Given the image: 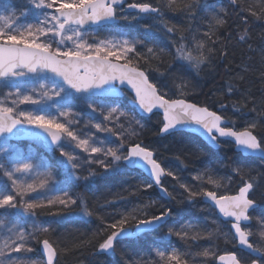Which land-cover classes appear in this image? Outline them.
I'll return each mask as SVG.
<instances>
[{
    "label": "snow or ice",
    "instance_id": "snow-or-ice-1",
    "mask_svg": "<svg viewBox=\"0 0 264 264\" xmlns=\"http://www.w3.org/2000/svg\"><path fill=\"white\" fill-rule=\"evenodd\" d=\"M25 3L21 9L13 0H0V264H60L61 255L91 246L93 255L115 256L121 242L139 240L165 226L160 244L153 247L155 259L137 257L125 264H206L216 256L215 242L221 239L236 251L218 255L219 264H264V217H254L250 211L260 206L253 197L264 188V174L252 175L250 168L239 163L231 167V175L221 176L205 165L192 176L198 187L192 186L163 166L158 149L145 145L141 138L144 124L118 103L119 97L127 95L133 111L162 116L158 136L187 131L206 138L214 150L231 145L244 158L264 161V96L257 102L242 88V73L226 82L218 108L187 99L195 91V77L211 69L217 59L227 61V44L219 35L227 24V13L214 10L207 30L200 35L194 23L201 14L209 15L201 0H180L179 4L177 0ZM230 4L245 24L249 16L264 20V0H230ZM177 10L189 22L190 37L165 19L166 11ZM145 19L158 25L142 23ZM122 21L130 28L142 27L144 38H129L121 29ZM102 30L110 38L91 43L86 39ZM157 30L165 34L169 47L151 42ZM238 36V43L248 49L242 71H256L264 83V36L256 46L249 43V29ZM225 67L230 71L227 63ZM152 72L162 79H151ZM77 105L88 109L89 119L83 121L88 132L73 127L81 123L79 113L72 110ZM248 113H255L256 118L249 119ZM237 114L244 121L239 128ZM24 137L45 151H59L63 159L52 164L34 152L26 153L13 143ZM175 159L187 167L179 156ZM58 171L63 181L56 180ZM134 172L147 177L138 188L126 190L127 195L115 193L98 207L89 205L87 193L98 179ZM233 175L243 182L238 192L221 191ZM164 177H171L183 189L182 199L177 200L175 185L169 191ZM73 185L83 187L84 193L70 195L68 189ZM154 186L170 202L192 207L203 203L206 207L200 211L208 214L169 226L171 207L152 213L155 200L131 199ZM74 216L98 220L101 227L87 239L71 232L53 236L56 229L41 219L50 217L62 225ZM173 237L186 247L176 248ZM199 241L209 245L193 251V243ZM36 243L41 245L43 258L33 255Z\"/></svg>",
    "mask_w": 264,
    "mask_h": 264
},
{
    "label": "trees",
    "instance_id": "trees-1",
    "mask_svg": "<svg viewBox=\"0 0 264 264\" xmlns=\"http://www.w3.org/2000/svg\"><path fill=\"white\" fill-rule=\"evenodd\" d=\"M129 2H131V0H129ZM142 2L156 4L157 0H142ZM201 2L203 5L207 6L205 11L209 15L205 17L201 14L197 17V20L194 23V27L199 28L200 35L207 30L208 21L211 19V14H214V10L215 12H220L221 15H223L224 12L227 13L225 17L227 19V24L224 28L219 30V35L223 38V42L227 44L229 56L226 62L217 59L211 69L202 72L200 76L195 77L192 80V84L195 86V91L192 95L188 96L187 99L200 105L207 104L211 107L218 108L219 104L217 101L222 99L221 93L226 89V82L232 80L237 73H242L245 77L241 84L242 88L246 89L247 92L259 102L261 97L264 96V83L260 81L259 74L256 71H242L245 64L248 62V49L246 46L242 47L238 43V33L245 28L249 29L252 37L249 43L256 46L260 43L259 38L264 35V20L256 21L253 17L249 16L248 23L245 24L233 9L230 0H201ZM177 3L179 4L180 0H177ZM165 19L170 25H179L183 30L184 35L190 37V33L187 31L189 22L178 10L176 12L166 11ZM120 23L121 29L128 33L130 37L139 39L144 38V29L142 27L137 26L130 28L125 22L122 21ZM142 23L158 25V22L152 21L151 19H145ZM151 42L159 47H169L168 39L165 34L159 30L153 34ZM225 63L229 66L230 71H226ZM237 65H240V67H237ZM153 66H155V62ZM150 78L162 79L154 72L150 73ZM174 90L175 89H173V91ZM213 93H215V95H213ZM235 98L236 97H233V99ZM129 101V97L125 95L122 100L118 101V103H121L127 111L137 115L136 112L132 110L133 108L129 106ZM225 102L229 103L227 99H225ZM229 115H231V112H229ZM235 118L237 120V127H242L244 121L239 118V114H237ZM248 118L255 119L256 114L248 113ZM140 120L144 124V130L141 137L144 144L158 149V156L162 161L163 166L169 167L173 171L178 172L180 179L192 186L198 187V182L193 180L192 176L198 169H203L205 165H211L214 167L221 176L226 174L231 175V167L234 164L239 163H243L247 168H250L252 170V175L264 174L263 161L243 158L235 153L234 148L231 145L225 146L221 148L220 151L216 152L208 148L198 138L190 135L175 134L166 138H160L156 133L160 126L159 121L162 120L161 117L153 116L150 119L140 118ZM24 145L35 146L34 143H18L19 147H24ZM37 146L34 148H37L40 156H43L52 164H54V160L59 159L58 151L52 153L45 151L44 147L40 144ZM176 156H179L187 167L181 166L179 161L175 159ZM63 180L64 177L61 181ZM145 181L146 177L138 172L131 174L122 173L108 179H98L97 183L93 185L92 190L87 193L89 205L92 207H98V205L103 203L106 198H111L113 194L118 192H123L127 195L126 190H135ZM164 183L169 191H173V186L175 185L174 194L177 196V200L182 199L180 194L183 193V189L179 188L176 181L172 180L171 177H166ZM242 183L243 182L239 176L233 175L231 183L228 184L227 188L222 189L221 191L227 192L228 194H235L238 192L239 187L242 186ZM84 191L83 187H76L77 195L84 193ZM184 195H186V193H184ZM253 198L257 200L260 206L258 210L252 213V215L254 217H264V188L256 191ZM131 199L137 202H145L149 199L155 200L156 205L150 210L152 213H158L162 207H169V203L165 202L160 197L155 187L148 189L147 191H139L136 195L132 196ZM205 207L206 206L199 201L198 206L196 207L179 203L178 214L175 215L173 212V217L168 224L170 226L172 224H177L178 221L183 222L202 219L208 214L207 212L200 211L201 208ZM105 216L106 218H109L106 213ZM41 219L53 229H56L53 236L71 232L76 237L87 239L91 237L93 232L101 227L98 220L93 219L89 222L81 220L79 217L75 216L70 222L62 225H57L50 217H41ZM251 224L253 230H255L256 221H251ZM166 231L167 226L161 228L156 233L145 235L139 240L121 242L117 248L115 256L93 255V252L95 251L94 246L85 247L82 252L75 251L61 255L59 258L60 264H125L126 260H134L137 257L155 259L153 253L154 244H160V237L163 236ZM172 239L176 248L183 250L186 247L182 241L175 237ZM252 239H256V237H253ZM95 243L96 241L93 242V245H95ZM215 243L216 256L207 259L206 264H215L218 255L226 254L229 251H236V249L232 247V244L225 243L222 239ZM208 245L209 242L207 241L193 243V251L202 250L203 247ZM34 247L36 248V252L34 253L35 256L43 258L40 249L41 245L36 243L34 244ZM163 247H167V245H164ZM198 259L203 260L204 258L199 257Z\"/></svg>",
    "mask_w": 264,
    "mask_h": 264
},
{
    "label": "rangeland",
    "instance_id": "rangeland-1",
    "mask_svg": "<svg viewBox=\"0 0 264 264\" xmlns=\"http://www.w3.org/2000/svg\"><path fill=\"white\" fill-rule=\"evenodd\" d=\"M13 2H14V3H17L21 9L27 6L26 3H25V0H13ZM263 34H264V32H263ZM262 36H264V35H262ZM103 38H110V37H109V34H108L107 31H103V30H102V31H99L98 33H96L94 36H93V35H89V36L86 37V39H87L90 43H91V42H94L95 40H99V39H103ZM129 38H132V37L129 36ZM45 83H46V81H45ZM2 95H3V94L0 93V97H2ZM119 105H120L121 107L124 108V106L121 105V103H119ZM23 107H31V106H23ZM124 109H125V108H124ZM72 110H73L74 112H78V113H79V119L81 120V123L76 124V125H73V127H74V128H78V129H82L84 132H88L89 129L84 128V125H83V121H86V120L89 119V116L86 114V113L88 112V109L86 108V106H84V105H77V106L73 107ZM125 110H126V109H125ZM52 111H55V109H52ZM126 111H127V110H126ZM130 113H131V112H130ZM131 115L135 116L136 119H140L137 115H135V114H133V113H131ZM98 119H99V117H98ZM141 123H142V122H141ZM143 130H144V129H143ZM91 131L94 132L95 130H94V129H91ZM97 135H103V134H99V133H98ZM17 144H18V143H17ZM37 145H39V144H35V146H37ZM35 146L24 145V147L20 146V148H21L23 151H25L26 153L29 152V151L34 152V153L39 157L40 154H39L37 148H34ZM37 147H38V146H37ZM58 155H59V159H63L62 157H60L59 151H58ZM83 155H84V154L81 153V156H83ZM56 160H57V159H56ZM56 160H54V164H55V161H56ZM63 177H64V175H63L62 172H59V171H58V172L55 173V178H56V180H57L58 182L61 181V179H62ZM83 183H84L83 181L80 182L81 185H82ZM76 187H77V186H74V185L69 187L68 191H69L70 195L78 196V195H77V192H76ZM44 223H45V222H44ZM45 224H46V223H45ZM46 225H48V224H46ZM33 255H35V254L33 253Z\"/></svg>",
    "mask_w": 264,
    "mask_h": 264
},
{
    "label": "water",
    "instance_id": "water-1",
    "mask_svg": "<svg viewBox=\"0 0 264 264\" xmlns=\"http://www.w3.org/2000/svg\"><path fill=\"white\" fill-rule=\"evenodd\" d=\"M130 91V90H129ZM124 98V96H121V97H119L118 98V100H122ZM129 106L130 107H132L133 108V105H132V102H131V100L129 101ZM136 112V114L138 115V117H140V118H142V119H150V118H152L153 116H156V115H152L151 117H149L148 115H146V114H142L138 109L135 111ZM159 117H161V119H162V116H159ZM175 134H186V135H190V136H193V137H195V138H198L200 141H202L208 148H210L211 150H213V151H219V150H214L212 147H210L209 146V144L208 143H206V138H200V137H198V136H195V135H192L190 132H187V131H178V132H176ZM175 134H170V135H167V136H165V137H161V136H159L160 138H166V137H169V136H172V135H175ZM27 142H34V143H37V142H35L34 140H32V139H30V138H28V137H24L23 139H21L20 141H13V143H27ZM233 148H234V151H235V153L236 154H238V155H240V153L236 150V148L233 146ZM241 156V155H240ZM244 158V157H243ZM251 159H256V160H260L259 158H251ZM261 161V160H260ZM264 162V161H263ZM144 176V175H143ZM144 177H146V176H144ZM165 178L166 177H164V178H162V180L164 181L165 180ZM146 179H147V177H146ZM155 187V186H154ZM156 188V187H155ZM157 190H158V192L160 193V195L163 197V198H167L166 196H164L160 191H159V189L158 188H156ZM203 204V203H202ZM204 205V204H203ZM259 207H257L255 210H250L252 213L254 212V211H256L257 209H258ZM251 223V222H250ZM41 249V248H40ZM41 254H42V251H41ZM98 256H108V255H105V254H97ZM42 257H43V254H42ZM216 264H219V261H218V259H216Z\"/></svg>",
    "mask_w": 264,
    "mask_h": 264
},
{
    "label": "bare ground",
    "instance_id": "bare-ground-1",
    "mask_svg": "<svg viewBox=\"0 0 264 264\" xmlns=\"http://www.w3.org/2000/svg\"><path fill=\"white\" fill-rule=\"evenodd\" d=\"M255 160H256V159H255ZM165 179H166V178H165ZM157 191H158V190H157ZM158 194L160 195L159 192H158ZM160 197H161L165 202L169 203L168 206L172 208V210H173V212H174L175 215L178 214V212H179V203H177L176 201H171V202H170L168 198H163L161 195H160Z\"/></svg>",
    "mask_w": 264,
    "mask_h": 264
},
{
    "label": "flooded vegetation",
    "instance_id": "flooded-vegetation-1",
    "mask_svg": "<svg viewBox=\"0 0 264 264\" xmlns=\"http://www.w3.org/2000/svg\"><path fill=\"white\" fill-rule=\"evenodd\" d=\"M165 181V180H164ZM216 264V263H215Z\"/></svg>",
    "mask_w": 264,
    "mask_h": 264
}]
</instances>
